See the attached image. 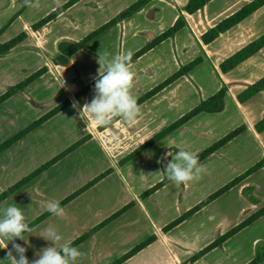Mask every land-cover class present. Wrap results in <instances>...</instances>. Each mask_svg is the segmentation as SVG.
<instances>
[{
    "label": "crops",
    "instance_id": "1",
    "mask_svg": "<svg viewBox=\"0 0 264 264\" xmlns=\"http://www.w3.org/2000/svg\"><path fill=\"white\" fill-rule=\"evenodd\" d=\"M67 1L69 0H0V43L8 41L21 32L26 33V38L17 45L11 54L0 57V95L41 67L46 68L42 75L33 80L22 91L12 95L0 104V143L62 101L68 100L70 102L66 108L0 153V193L81 137L89 135V138L83 144L1 200L0 210L15 204L21 208L26 217V222L29 224L47 210L49 202L61 201L106 169L111 171L62 206L65 209L63 216L58 217L50 214L31 226L34 231L31 234L26 233L24 241L17 239L14 243L25 247L28 252H30V249L33 250L34 253H32L31 259L34 260L38 258V254L42 249L51 246V241L48 242L41 238L45 229L55 228L62 236V240L55 245L59 249L61 245L69 244L91 230L117 209L133 202L130 209L98 228L74 246L84 253V256L77 260V264H90V261L93 260L95 264H110L150 236H155L152 243L121 264H133L134 261L144 260V258L149 264H160L159 262L164 264L166 260L165 251L168 250L174 253V257L180 259L190 257L193 250L195 253L209 244L213 240L212 235L215 232L209 230L208 234L211 233V237L206 239L203 244L196 241L198 239L201 241V235L205 232L198 233L197 230H192L195 235L192 238V231H186L190 228H185V226L194 221V218L199 214V211H196L192 214L190 221L183 220L164 233L161 229L168 221L159 219L163 216L161 206L166 205V203L169 204V202H171L169 206L173 205L174 214L171 216L170 222L180 215V211L185 212L195 206L201 199L238 177L264 157V129L256 131L254 128V125L264 115V90L257 92L243 102H239L236 98L248 85L264 76V47L231 71L222 74L218 69L219 63L244 46L243 44L234 49H229L231 44L235 43L233 40L234 35L237 34L236 29L243 24V21L229 31L220 34L208 45L201 42L200 36L208 28L213 27L217 22L240 7L226 15H220L224 7L214 10L218 0H210L197 12L199 14L190 15L182 9L187 0H152L140 11L122 20L94 39L85 49L74 53L70 57L67 66L54 65L49 56L55 55L58 41L65 39L80 40L86 34L115 17L121 10L136 0H77L47 22L40 30L32 31L30 29L33 23ZM263 8L264 6L253 14L262 11ZM179 16L184 19V26L180 30L172 37L166 38L158 45L147 50L132 62L133 71L136 73L131 90L132 94L134 96L137 92L143 94L175 72L179 68L175 63L177 53L186 56V60H182L183 64L200 57L201 61L197 66L187 75L179 77L139 104L141 106V116L136 121L127 122L119 118L99 132L96 130L98 135H95L96 132L93 131L84 133L80 129L81 133L75 137V140L62 146L56 152L54 151L48 158L38 164L34 163L33 166L27 167V164L29 165L31 161L28 155L35 152L34 139L51 135L49 131L46 133L45 127L48 124L49 128V122L54 118L64 114L68 118L77 120L79 126L84 121L94 122L87 111L81 113V109L84 104L92 100L95 89L88 92L80 100H75L73 94L78 87L76 84L78 70L82 75L90 74L84 85L98 76L99 67L95 64L98 52L92 50L93 55L86 53V50L90 48L95 40L99 38L103 40V49L108 48L105 51L118 47V54L127 51L134 53L154 36L168 29ZM30 56L35 59L32 64L27 62V58ZM62 80L64 81L63 87ZM38 83L46 89L55 90L56 94L60 93L63 96V98L55 96L54 99V94H51L53 95V104H49L41 112V115H38L36 109L33 108V105L36 104V97L31 93V89L35 88ZM222 86L226 88V94L223 98V109L220 112H201L197 114L123 165H118V161L124 155L109 157L108 150L109 152L115 151L114 147L121 142L124 147L126 146V155L195 107L201 100L214 94ZM73 104H76L75 108ZM31 112L34 119L28 118L31 116ZM22 116L25 117L24 122L20 121ZM241 125L244 126L242 132L200 162L208 167V172L203 175L201 180L180 186L170 181L145 199L139 198L144 188L148 189L162 178V174L159 172H161L162 163L167 160L170 151L176 153L180 149L196 147L194 152L198 154ZM97 126L95 123V127ZM114 139L118 141L115 142ZM106 141L112 142V146L107 147ZM202 141V146H196L198 142ZM150 158H152V164H149ZM99 159L103 160V166H100L94 173L85 176V179L80 182H76L77 185L71 187L66 185L65 190L59 194L54 192L57 186L55 183L58 179L63 177V180H65L74 175L76 164L81 161H87L88 163L90 160L97 163ZM17 171L20 172L17 173ZM7 174H9L8 177L14 175V180L4 183L2 179ZM15 175H17L16 178ZM139 186H143V188L141 189ZM171 188L173 191L172 197ZM102 190H104V196H97L96 193H100ZM109 190H114L116 195L119 194V196L122 194V190L124 195H134V197H130L133 201L118 202L112 209L100 213L98 212L100 209L98 208L99 204L107 199V191ZM165 190H170L168 191V198H172V201L168 199L164 202L163 199H158L161 192ZM263 191L264 167L242 178L226 192L202 207L201 210L205 211L211 208L213 210L211 217L215 214V218L219 216L220 212L216 210H220L222 204H224L225 209L223 211L225 212L234 211L235 209L243 212L238 219L227 224V228L222 226L219 232V235H221L242 222L246 216L248 217L264 206ZM84 199L91 200L90 206H81L80 209L77 206L73 207L74 204ZM134 208L138 210L132 215L130 212ZM245 213L248 214L243 216ZM221 217L223 218V216L219 218ZM137 220L145 224L143 236L138 242H133L129 247H118L117 243L124 239L126 235L124 231L131 230L133 222H137ZM263 220L264 215L239 230L224 241L220 247L226 246L233 237L251 225L261 223ZM217 224H220V220ZM255 240L252 243L255 246L260 245ZM12 243H8L7 249L2 250V246H0V256H6L7 251L12 249ZM192 243L195 248H192ZM112 248L121 249L122 253L112 260L105 258L103 262L102 257L106 255L105 251ZM207 253L192 264H199V260L204 258ZM1 260L4 261L3 258ZM261 263L263 264L264 260ZM29 264H31V260Z\"/></svg>",
    "mask_w": 264,
    "mask_h": 264
},
{
    "label": "trees",
    "instance_id": "2",
    "mask_svg": "<svg viewBox=\"0 0 264 264\" xmlns=\"http://www.w3.org/2000/svg\"><path fill=\"white\" fill-rule=\"evenodd\" d=\"M77 0H69L62 6L56 8L52 12H50L48 15L44 16L37 22L33 23L30 26V29L32 31H38L40 30L47 22L55 18L59 13L64 11L67 7H69L71 4L76 2ZM150 1L152 0H136L133 3H131L129 6L121 10L115 17L108 20L106 23L102 24L95 30L88 33L86 36L81 38L77 41L72 40H60L56 44V53L53 56H49L52 64L59 65V66H67L70 61V57L76 53L77 51L85 48L90 42H92L94 39L99 37L104 32L108 31L110 28L115 26L116 24L120 23L122 20L129 18L134 13L140 11L142 8H144ZM210 0H187L185 5L183 6V11H185L187 14H194L197 10H200L203 8V6L209 2ZM264 6V0H250L243 6H241L238 10L231 13L224 19L217 22L213 27L208 28L203 34L200 36V40L204 45H208L212 43L220 34H223L236 25L240 24L242 21H244L246 18H248L251 14H253L255 11H257L259 8ZM184 26V19L183 17L179 16L176 18L174 23L163 32L159 33L158 35L154 36L150 41H148L143 47L135 51L131 57V61L133 62L136 60L139 56H141L143 53H145L147 50L153 48L154 46L158 45L160 42L165 40L166 38L172 37L178 30H180ZM1 32V30H0ZM26 38V33L21 32L17 34L16 36L12 37L8 41L4 43H0V57L7 56L11 54L14 49H16L17 45L23 41ZM264 47V34L260 35L256 39L248 42L241 48H239L237 51H235L233 54H231L229 57L222 60L219 65L218 69L222 74H226L227 72L231 71L233 68H235L237 65L248 59L250 56L258 52L261 48ZM34 50L37 51V49L34 48ZM201 61L200 57H196L192 59L190 62H188L185 65L180 66L175 72H173L171 75H169L167 78H165L163 81L156 84L154 87L149 89L148 91L141 94L139 97H137L138 104H141L145 100L149 99L156 93H158L160 90H162L164 87L175 81L181 76L187 75L195 66H197ZM46 71L45 67H41L40 69L36 70L32 74L28 75L24 79H22L20 82L15 84L13 87L7 89L4 93L0 95V104L11 97L12 95L22 91L28 84H30L33 80L38 78L40 75H42ZM98 78V76L90 81L89 83L82 85L79 87L76 92L73 94V98L75 100H80L83 98L88 92L94 89L95 80ZM264 90V76L255 81L254 83L248 85L245 90H243L241 93H239L236 98L239 102H243L247 100L248 98L252 97L254 94H256L259 91ZM226 94V88L220 87L214 94L207 97L206 99L201 100L195 107L184 113L182 116H180L175 121L168 124L165 128L154 134L152 137H150L148 140L143 142L142 144L135 147L133 150L128 152L126 155H124L119 161L118 165H123L127 161L131 160L132 158L136 157L140 153L144 152L146 149H148L150 146L155 144L160 139L164 138L171 132H173L175 129L183 125L185 122L196 116L197 114L201 112L206 113H217L220 112L223 109V98ZM70 102L68 100H64L61 103L54 106L52 109L47 111L45 114L34 120L33 122L29 123L22 129H20L18 132L7 138L5 141L0 143V153L4 150H6L9 146H11L13 143L20 140L22 137H24L26 134H28L30 131L34 130L35 128L42 125L44 122L49 120L51 117L56 115L58 112L66 108ZM120 117L113 118L111 120V123L107 125L100 126L98 125V129L102 130L108 126H110L113 122L118 120ZM254 128L256 131H261L264 129V115L262 119H260L255 125ZM244 130V126L241 125L234 130L230 131L228 134L211 144L210 146L206 147L204 150L200 151L198 153L199 161H203L206 157H208L210 154L215 152L217 149L222 147L224 144H226L228 141H230L232 138L237 136L240 132ZM89 138V135H85L69 145L67 148L59 152L58 154L54 155L51 159L47 160L31 172H29L27 175L22 177L20 180L15 182L12 186L7 188L6 190L2 191L0 193V201L11 195L13 192H15L17 189L22 187L24 184L29 182L31 179L39 175L41 172L46 170L48 167H50L52 164L63 158L65 155H67L69 152L83 144L87 139ZM264 167V157L252 165L249 169H247L245 172H243L238 177L234 178L227 184L223 185L216 191L212 192L208 196H206L204 199H202L200 202H198L195 206L191 207L184 213H181L178 217L171 220L167 224H165L162 227V232H167L179 223H181L183 220H185L190 215L194 214L196 211L213 201L215 198L220 196L222 193L226 192L228 189H230L232 186H234L238 181H240L242 178L248 176L249 174L255 172L256 170ZM110 169H106L99 175H97L95 178H93L91 181H89L87 184L76 190L75 192L71 193L61 201H59L60 206H64L66 203H68L70 200L78 196L80 193H82L84 190L89 188L90 186L94 185L96 182L101 180L103 177L108 175L110 173ZM170 181L166 178L165 175H162V178L153 184L151 187L146 189L144 192H142L139 195L140 199H145L149 195H151L153 192L158 190L159 188L163 187ZM133 205L132 202H129L110 214L108 217L103 219L100 223H98L95 227H93L88 232L82 234L81 236L77 237L75 240L70 242V246L74 247L80 242H82L85 238H87L92 232L97 230L98 228L104 226L105 224L109 223L111 220L122 214L124 211L129 209ZM49 211H45L43 214H41L39 217H37L34 221L29 223V227L37 223L38 221L44 219L45 217L49 216ZM264 215V206L257 211H255L251 216H249L247 219L243 220L233 228L229 229L225 233L219 235L217 238H215L212 242L192 254L186 261H184L182 264H192L197 259H199L201 256L206 254L207 252L211 251L214 248H217L221 246V244L226 241L228 238L232 237L234 234H236L239 230L259 218L260 216ZM155 240V236H150L146 238L145 240L139 242L136 244L133 248L128 250L126 253L121 255L119 258L111 262L110 264H121L131 256L135 255L139 251H141L143 248L148 246L150 243H152ZM264 260V245H257L255 248L254 257L248 261L245 264H260L261 261Z\"/></svg>",
    "mask_w": 264,
    "mask_h": 264
},
{
    "label": "rangeland",
    "instance_id": "3",
    "mask_svg": "<svg viewBox=\"0 0 264 264\" xmlns=\"http://www.w3.org/2000/svg\"><path fill=\"white\" fill-rule=\"evenodd\" d=\"M249 1L250 0H218L217 4L214 7L215 8L214 10H216L220 7L221 8L224 7L223 12L220 15H226L229 12L233 11L234 9H236L238 7H241L242 5L246 4ZM198 11L199 10H197L195 13H197ZM197 14H199V13H197ZM242 23L243 24H241L240 27L236 29L237 34L234 35V40H233V42L235 41V43L233 45L231 44L229 49H234V48L241 46L243 44L245 45L249 41H252V40L256 39L257 37H259L260 35L264 34V8L262 11H260L256 14H251ZM231 35H233V34L231 33ZM103 43H104L103 40L100 38L95 40L93 42V44H91L90 48L88 50H86V53H88L89 55H93L92 50H96L97 52H99V51L103 52V51L107 50L108 48H105V50L103 49V45H104ZM83 49H85V48H83ZM118 50H119V48L117 47L116 49L108 50V52L110 54L114 55L115 53L118 54ZM177 54H176V58H175V63L177 64V66L180 67L182 65L187 64V62H184V64L182 63L183 62L182 60H186V56H181L182 54L181 55L178 54V56H177ZM34 61H35V59L32 56L27 58V62H29L30 64H32ZM95 64H96V66L99 67L97 62H95ZM81 68L83 69V67H81ZM77 72H78V75H77V79H76V84L78 86L77 87V89H78L79 87L84 85L86 78L88 76H90V74L82 75V73L79 70ZM31 93L33 95H35V97H36V104L33 105V108L36 109L38 115L39 114L41 115V112L45 108H47L49 106V104H53L52 103L53 102V95H51V94H54V99H55V96L63 98V96L60 93L56 94L55 90L46 89L40 83H38V85L35 88L31 89ZM140 94H142V93L137 92L136 96H140ZM30 114H31V116L28 118L34 119V115H32L33 113L31 112ZM24 120H25V117L22 116L20 121L24 122ZM71 120H74V121L72 122ZM49 123H50L49 128H48V124H47L45 129H46V133H47V131H49V132H51V135L50 136L48 135V137H38V138L34 139L35 140V144H34L35 152H32L31 154L28 155L31 158L30 159L31 161L29 162V165L27 164V167L30 165L33 166L34 163L38 164L42 160H45L46 158H48V156L51 155L54 151L56 152L62 146H65L69 142H72L73 140H75V137L81 133L80 129L83 130L84 133H87L88 131H93L94 133L96 132V130H98V132L100 131L98 129V126L95 127V123L92 121H90V122L84 121L79 126V123L77 120L68 118V116L64 115V114H61L60 116L54 118ZM73 133H74V135H73ZM53 134H54V136L56 135L57 137L52 136ZM95 135H98L97 132L95 133ZM114 141L117 142L118 140L114 139ZM202 144H203V141L198 142V144L196 146H199V145L202 146ZM106 145H107V147H111L112 142L109 143L108 141H106ZM125 147H124V145H122V142L120 144H116V146L114 147L115 151L109 152V150H108V153H110L109 157L112 158L113 156L114 157H120L122 155H125V152H126ZM184 148H186V147H184ZM195 149H196V147L195 148L189 147L188 149H185V150L194 151ZM171 153H173V152L170 151L168 153L167 160L164 163H162L161 172L164 170L166 164L171 160V158L175 154V153H173V154H171ZM102 163H103V160H100V159L98 160L97 163H94V161H92V160L88 161V163H87V161L79 162L78 164H76L77 165L76 171L72 177L66 178L65 180H63V177L58 179V181L55 183V185H57V186H56L54 192L59 194L65 190L66 185L69 187L77 185L76 182H80L81 180L85 179V176L94 173L100 166L102 167L103 166ZM152 163H153L152 158H150L149 164H152ZM163 164H164V167H163ZM150 170H152V169H150ZM19 172L20 171H17V173H19ZM21 172H22V168H21ZM8 176H9V174L5 175V177L2 179V181H4V183L12 182V180H14L13 179L14 175H12V177H8ZM16 176L17 175H15V178H16ZM152 177H154V176H152ZM140 184H142V183H140ZM140 187H141V189L143 188V186H139V188ZM146 189L147 188H144L143 190L145 191ZM144 191H142V192H144ZM168 191H170V190H168ZM168 191L165 190V191L161 192V194L158 196V199H163L164 202H166L168 199H169V201H172L173 200L172 198H168L169 197ZM92 192H95V191H92ZM107 192H108V196L106 197L107 199L103 203L99 204L98 208H100V209L99 210L97 209L98 212H100V213L105 212L109 209H112L113 207L116 206V204L118 202L127 203L129 201H133L130 199V197H134V195L133 196H130L127 194L124 195L123 190H122V194L120 196H119V194L116 195V192L114 190H109ZM199 193H200V191L198 192V194ZM96 195L101 196V197L104 196V190H102L100 193H96ZM172 195H173V191L171 188V197H172ZM262 195H264V191L262 192ZM114 197H117V198L113 199ZM89 198H90V195H89ZM260 198L263 199V197H261V196H260ZM90 202H91V200H89V199L88 200L84 199L83 201L80 200L78 203L76 202L77 204H74L73 207L77 206L80 209L81 206H90ZM170 203L171 202H169V204ZM169 204L166 203V205L161 206V208L163 210V216L160 217L159 219L162 221L167 220L169 222V220L171 219V216L174 214L173 205L169 206ZM223 205L224 204L221 205L220 210H216V211L220 212L218 214L219 216L216 218H215V214H213L211 217V214H212L211 212H213V210L211 208H209L205 211H202L201 209H199L198 210L199 214L194 218V221H192L191 224H187L185 226V228H190V230H186V231L197 230L198 233L205 232L204 234L201 235L202 240L200 241V239H198L196 242H201V244H203V242L206 239L210 238L211 233L208 234L209 230H211V232H215L214 235H212L213 240H214L215 238H217L219 236V232H220L222 226H225L227 228V224L238 219L240 214L243 213V212L237 211V209H235L234 211L225 212V211H223V209H225L223 207ZM169 207L170 208L172 207V208L170 209ZM136 210H138V209L134 208L130 213L133 215V213L136 212ZM181 213H184V212L180 211L179 214H181ZM247 214L248 213H245V214H243V216H246ZM251 215H249V216H251ZM191 216L192 215L187 217L185 220L190 221ZM220 216H223V218L222 217L219 218ZM246 217L244 218V220L248 218V217L247 218ZM219 220H220V224H217V222H219ZM144 230H145V224L143 222H141L139 220H137V222H133V226H132L131 230L129 229V230L124 231V232H126V235L124 236V239L120 240L117 243L118 247H120V246H122V247L128 246L129 247L133 242H138L140 240L141 236H143ZM193 233H194V231H192V238L195 237V235ZM253 240H255V242H258V244H260V245H264V220L261 223H256V224L251 225L250 227H248L247 229H245L244 231H242L241 233H239L238 235L233 237L228 242V244L226 246H224V247L219 246L217 249H214V250L210 251L209 253H207V255L204 258L199 260V264H245L248 261H250V259H252L254 257L256 246L254 243H252ZM194 242H195V239H194ZM5 243H7V241H5ZM192 248H195V245H193V243H192ZM32 253H34V251L33 250L31 251V249H30V252H28V251L25 252V255H26V257H28L29 262H30V260H31V262L33 261L31 259ZM120 253H122L121 249L112 248L110 250H106L105 251L106 255L104 257H102V260H103V262L105 261V258L107 260L108 259L112 260V259L118 257L120 255ZM186 253H183V254H186ZM192 253L194 254V250L192 251ZM165 254L164 255H165L166 260L164 261V264H171V263L182 264L189 257V256H187V257L182 258V259H180L178 257H174L175 255L171 250L165 251ZM0 257L5 259V256H0ZM1 258H0V261H2ZM145 259L146 258H144V260L138 259V261L137 260H136V262L134 261L133 264H143V263L149 264V262H147V260H145ZM159 263L163 264L162 262H159ZM76 264H77V262H76ZM90 264H95L94 260L90 261ZM260 264H262V263H260Z\"/></svg>",
    "mask_w": 264,
    "mask_h": 264
},
{
    "label": "clouds",
    "instance_id": "4",
    "mask_svg": "<svg viewBox=\"0 0 264 264\" xmlns=\"http://www.w3.org/2000/svg\"><path fill=\"white\" fill-rule=\"evenodd\" d=\"M132 55L131 51L115 55L108 51L97 53L96 62L99 69L98 78L94 84L95 95L81 109V113L87 111L97 125H107L116 117L133 122L141 116V106L131 91L136 77L131 61ZM63 86L64 81L62 80ZM73 107L75 108L76 104H73ZM207 172V165L200 163L196 152L180 149L159 173L180 186L201 180ZM47 211L58 217L65 213L59 201L49 202ZM33 231L34 228L29 227L20 207L12 204L0 210L2 250L8 248L9 242H13L12 249L7 251L4 261H0V264H29L25 255L27 249L14 241L17 239L24 241L25 234H31ZM41 238L48 242L51 241V246L42 249L38 258L34 259L31 264H76L77 260L84 256L83 252L68 243L61 245L58 249L55 245L62 240V236L55 228L45 229Z\"/></svg>",
    "mask_w": 264,
    "mask_h": 264
}]
</instances>
